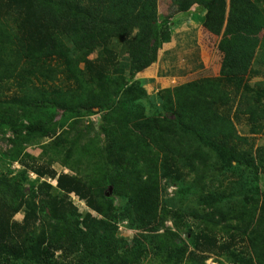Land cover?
I'll return each instance as SVG.
<instances>
[{
    "label": "trees",
    "instance_id": "1",
    "mask_svg": "<svg viewBox=\"0 0 264 264\" xmlns=\"http://www.w3.org/2000/svg\"><path fill=\"white\" fill-rule=\"evenodd\" d=\"M171 3L165 14L159 0H0V164L25 167L0 172V264H206L214 248L218 264H264V0ZM203 12L218 73L150 91L136 76L172 41L174 17ZM99 113L100 131L72 134ZM43 138L41 155L26 150ZM43 156L48 168L33 163ZM218 226L245 249L218 246Z\"/></svg>",
    "mask_w": 264,
    "mask_h": 264
},
{
    "label": "rangeland",
    "instance_id": "2",
    "mask_svg": "<svg viewBox=\"0 0 264 264\" xmlns=\"http://www.w3.org/2000/svg\"><path fill=\"white\" fill-rule=\"evenodd\" d=\"M159 7L162 13L168 14L171 12H175V8L171 3V0H159ZM192 17L190 14L187 13H180L174 17L175 27L174 35L172 41L165 45L163 44L159 49L158 53V60L155 64L148 67L146 70L147 75H151L148 77H140L136 76L137 78H150L152 83L150 84V91L152 90L158 91L161 88L177 85L180 83H184L189 80H193L196 78H200L203 76H214L217 74L218 71V64L221 60L220 53L217 51L216 45L218 40L220 39L218 36L211 35L205 31V29L201 26L202 23L197 24L196 22H192L191 20L188 21V18ZM121 42L118 45V50L120 52V63L122 65H128L129 57L126 54V49ZM209 45V46H208ZM213 46V50H212ZM210 47V48H208ZM213 51V54L210 53ZM171 52V53H170ZM96 54H92L91 57H95ZM264 71V69H262ZM156 72V73H155ZM138 75V74H137ZM256 79L264 78V72L255 76ZM162 79V80H161ZM254 80V79H253ZM13 83V82H10ZM57 83L59 85H65L66 83L62 80H58ZM12 86V85H11ZM7 88L6 93L8 96L13 95L15 93H19L15 86ZM100 113L99 114H92L87 118H84L80 121L79 126L73 130V133H77V129L83 128L87 125H94L95 128L87 129L86 136L84 137V141L87 140L89 135H93L95 129H99L100 131ZM62 117V114H60ZM239 129L242 133L247 132L248 127L243 124H240ZM10 135V134H9ZM6 138L7 135H0V155H2L5 160L8 159L9 154L7 153L10 147V144L7 140L3 139ZM50 140L49 138H43L37 143L29 144L26 148L27 151L31 152L32 154L39 156L41 155L42 148L40 147L41 144ZM257 144L264 143V136H259L256 139ZM29 161L32 162L31 159ZM46 157L39 159L37 162H33L35 166H45ZM32 164V163H30ZM1 165V164H0ZM60 174L62 172H70V170L66 167H63L59 161L55 162L51 166ZM25 167L22 162H13L7 163L4 166V170L2 169V165L0 167V172L2 171H11L15 173L16 171L23 170ZM48 168V167H47ZM25 171V170H24ZM27 172L30 176V179L33 181H48L53 188L57 186V179L49 176H44L39 178L38 174L30 169L27 168ZM262 183L264 184V174L261 175ZM218 184V183H216ZM175 187H171L169 189L170 195L173 194ZM108 191V190H107ZM76 193H71V199L73 203H76L78 208L81 212H87L91 210V208L86 204L85 200L82 201ZM93 211V210H92ZM25 217V212L20 211L14 215V219L17 221H22ZM230 223L235 224L237 221H229ZM227 222V223H229ZM226 222L222 223L224 225ZM168 225L173 226L172 222H167ZM219 227V226H218ZM219 227L217 230V245L228 244L231 246V250H236L238 252H242L245 249V243L242 239L241 234H237L234 238L229 236L224 232L223 229ZM136 230L130 229L126 226V223L121 222L119 223L118 228V235H120L123 239H125L128 243H131V240L135 234ZM238 233L237 231H233ZM228 253V250L225 251V255ZM59 257V261L62 262L63 260L59 251L56 252V257ZM224 256V249L221 248H214L212 250L211 257L206 260V264H218L216 258ZM67 262V261H63ZM143 264H156L155 262H147L145 261ZM224 264H233L229 261H225Z\"/></svg>",
    "mask_w": 264,
    "mask_h": 264
},
{
    "label": "crops",
    "instance_id": "3",
    "mask_svg": "<svg viewBox=\"0 0 264 264\" xmlns=\"http://www.w3.org/2000/svg\"><path fill=\"white\" fill-rule=\"evenodd\" d=\"M199 15V17H200V20H197V18H195V16L193 15L192 17H190V18H188V21L189 20H191L192 22H196L197 24H199V23H201L202 22V20H203V17H204V12L203 13H199L198 14ZM197 15V16H198ZM171 42V41H170ZM170 42H165L164 43V45L166 44V43H170ZM171 53V52H170ZM156 63V62H155ZM155 63H153V64H155ZM152 66V65H151ZM148 68H146V69H144L143 71H141V72H139L138 73V75L137 76H140V77H148V76H150L151 77V75H147L146 74V70H147ZM220 69H219V67H218V71H219ZM218 71H217V73H218ZM156 73V72H155ZM162 80V79H161Z\"/></svg>",
    "mask_w": 264,
    "mask_h": 264
},
{
    "label": "water",
    "instance_id": "4",
    "mask_svg": "<svg viewBox=\"0 0 264 264\" xmlns=\"http://www.w3.org/2000/svg\"><path fill=\"white\" fill-rule=\"evenodd\" d=\"M112 191H113V186H109L108 191H106V195L107 196L112 195V193H113Z\"/></svg>",
    "mask_w": 264,
    "mask_h": 264
},
{
    "label": "clouds",
    "instance_id": "5",
    "mask_svg": "<svg viewBox=\"0 0 264 264\" xmlns=\"http://www.w3.org/2000/svg\"><path fill=\"white\" fill-rule=\"evenodd\" d=\"M76 195V194H75ZM78 196V195H77ZM79 197V196H78ZM80 198V197H79ZM81 199V198H80ZM82 201H84V200H82ZM76 204V203H75ZM89 211H91L92 213H95L94 211H92V209L91 210H89Z\"/></svg>",
    "mask_w": 264,
    "mask_h": 264
}]
</instances>
